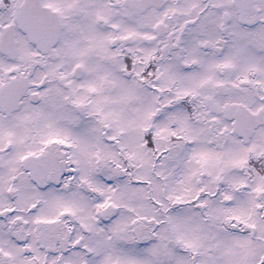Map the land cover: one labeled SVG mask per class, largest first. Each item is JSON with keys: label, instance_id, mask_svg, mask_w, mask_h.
Returning <instances> with one entry per match:
<instances>
[{"label": "snow or ice", "instance_id": "obj_1", "mask_svg": "<svg viewBox=\"0 0 264 264\" xmlns=\"http://www.w3.org/2000/svg\"><path fill=\"white\" fill-rule=\"evenodd\" d=\"M0 264H264V0H0Z\"/></svg>", "mask_w": 264, "mask_h": 264}]
</instances>
